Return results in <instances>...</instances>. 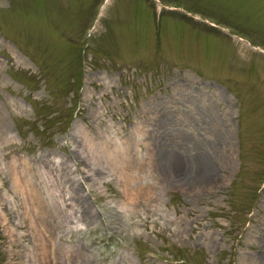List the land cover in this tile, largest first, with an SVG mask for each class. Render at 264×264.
Segmentation results:
<instances>
[{"label":"rangeland","instance_id":"1","mask_svg":"<svg viewBox=\"0 0 264 264\" xmlns=\"http://www.w3.org/2000/svg\"><path fill=\"white\" fill-rule=\"evenodd\" d=\"M0 264H264V0H0Z\"/></svg>","mask_w":264,"mask_h":264},{"label":"bare ground","instance_id":"2","mask_svg":"<svg viewBox=\"0 0 264 264\" xmlns=\"http://www.w3.org/2000/svg\"><path fill=\"white\" fill-rule=\"evenodd\" d=\"M81 130V134H82V136L84 137V140L86 141V143L87 144H89V146L90 147H92V149H96L95 148V141H94V138H93V136H91V135H89V133L88 132H86V130H84V129H80ZM108 151V150H107ZM111 151V150H110ZM110 151H108V152H110ZM110 154V153H109ZM112 158V157H111ZM112 160H114L113 158H112ZM115 162V161H114ZM115 164V163H114ZM31 190H32V192H34L35 190H36V186H34L32 183H31ZM35 199H38L36 196H34V198H33V200H32V198L29 200V202L32 204V206H33V208H35V209H38V207H39V205L41 204V202H39L38 200H35ZM34 201H36V202H34ZM28 202V203H29Z\"/></svg>","mask_w":264,"mask_h":264}]
</instances>
